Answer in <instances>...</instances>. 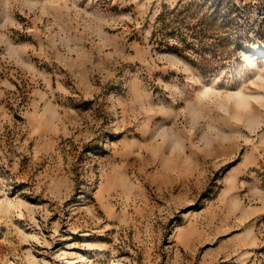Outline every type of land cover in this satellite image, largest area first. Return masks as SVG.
Masks as SVG:
<instances>
[{"label":"rangeland","instance_id":"rangeland-1","mask_svg":"<svg viewBox=\"0 0 264 264\" xmlns=\"http://www.w3.org/2000/svg\"><path fill=\"white\" fill-rule=\"evenodd\" d=\"M264 0H0V264H264Z\"/></svg>","mask_w":264,"mask_h":264},{"label":"bare ground","instance_id":"bare-ground-1","mask_svg":"<svg viewBox=\"0 0 264 264\" xmlns=\"http://www.w3.org/2000/svg\"><path fill=\"white\" fill-rule=\"evenodd\" d=\"M245 55L249 59L251 65L258 66L259 57L261 61H264V45L255 44L253 50L246 51Z\"/></svg>","mask_w":264,"mask_h":264}]
</instances>
